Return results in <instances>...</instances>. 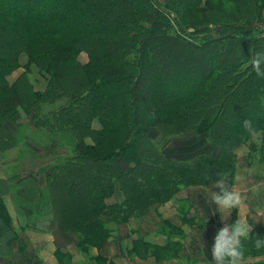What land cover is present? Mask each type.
Here are the masks:
<instances>
[{"label":"trees","instance_id":"obj_1","mask_svg":"<svg viewBox=\"0 0 264 264\" xmlns=\"http://www.w3.org/2000/svg\"><path fill=\"white\" fill-rule=\"evenodd\" d=\"M3 1L14 19L0 14L3 28L12 34L0 45V150L20 142L29 145L31 135L18 122L20 110L43 132L48 144L70 149L56 151L46 174V189L30 190L26 184L20 193L15 191L16 203L29 214L22 217L25 227L41 229L53 221L60 231L79 233L78 245L93 244L89 233L106 236L109 224L145 214L154 203L175 198L184 187L235 180L236 148L264 130V88L256 94L252 85L264 77L253 63L264 53V30L246 27L255 21L251 17L255 10L246 15L249 21H211L189 30L173 7L174 0L163 4L160 0H64L71 6L66 9L59 0ZM113 2L114 12L120 13L117 19L113 12L117 21L96 17L98 7L102 13ZM246 2L249 8L257 6L254 0ZM122 19L133 29L120 25ZM82 49L94 63L78 60ZM23 51L30 62L50 74L44 91L34 92L25 72L8 81ZM259 67L264 71V61ZM71 68L82 70L84 78L80 88L65 92L58 81ZM129 76V87H121ZM224 76L228 80L220 84ZM123 88L130 110L121 108ZM226 89L237 93L238 100L253 98L255 104L253 114L228 132L223 130L225 122H218L222 111L210 114V108H202ZM95 119L99 127L93 125ZM191 130L202 137L196 149L189 154L167 153L172 135ZM86 136L95 143H86ZM109 158L111 172L89 198V187L98 178L94 168ZM165 175L170 178H162ZM72 177L76 179L71 188L60 182ZM12 178L9 187L14 190ZM18 179L37 180L32 174ZM147 180L157 187L140 190L137 184ZM118 189L122 199L107 201ZM61 204L64 209L59 208ZM70 204L75 206L73 218L68 216ZM35 210L38 218L32 217Z\"/></svg>","mask_w":264,"mask_h":264},{"label":"rangeland","instance_id":"obj_2","mask_svg":"<svg viewBox=\"0 0 264 264\" xmlns=\"http://www.w3.org/2000/svg\"><path fill=\"white\" fill-rule=\"evenodd\" d=\"M56 1V0H55ZM101 1V0H100ZM163 4L166 0H160ZM257 2V6L250 7V4L246 2V0H174L173 7L180 13V17L182 18L184 24L189 30H194L198 26H203L206 23L205 22H215V21H223V20H237L240 22L249 21L247 19L246 15L251 14L250 11L255 10L256 14H252L251 17H254L253 20L250 21L251 24L246 23V27H251L252 29L264 30V0L260 2V0H254ZM21 3L29 2V4H32L33 0H20ZM64 5V0H59V5ZM70 5L65 4L66 7ZM107 7V8H106ZM106 7L104 8L103 12L99 10L98 7V13L97 18L103 17V18H111V19H118L120 16L119 12H114L116 5L115 3H107ZM7 8H10L7 3H5L3 0H0V14L3 18H6L8 20H13L14 18L8 14ZM19 9H22L19 7ZM57 11V9H56ZM3 12V13H2ZM114 12L115 16H112ZM49 13V12H48ZM57 14V13H56ZM55 15V14H54ZM137 15V14H136ZM107 16V17H105ZM135 16V15H134ZM257 16L260 18H257ZM2 18L0 17V32L2 33V36L0 37V45L7 43L11 38L12 34L10 33V29L8 27L3 28V22ZM19 21V20H18ZM18 21H15L18 22ZM255 23V24H254ZM128 27L129 30L133 29L132 26H130L129 23H127L126 19H122L120 25ZM254 26V28H253ZM86 47V46H85ZM78 60L86 64L87 62L94 63L95 59L92 58L91 54L87 52L86 49H82L77 54ZM26 73V76L30 80L32 90L34 92H41L44 91L48 86V80L50 77V74L45 70H40V68L35 64L34 62L29 61L28 54L26 52H22L18 59V66L11 71L8 76L15 74V78L17 79L20 76L23 75V73ZM74 76V77H73ZM132 76V75H131ZM129 76L126 77L122 83H120L121 87H129V81L128 79L131 78ZM67 79L69 83H66L64 79ZM84 75L82 70L71 68L69 70L64 71V76L60 82L58 81V86L60 89H63L65 92L71 91L72 89H78L80 88V79H83ZM228 76H224V78L220 81V84L223 83V80L227 79ZM9 80V78H8ZM228 80V79H227ZM10 82V81H9ZM84 83V82H83ZM44 85L43 89H39L40 86ZM252 85L256 86L255 93L258 94L260 92L261 88H264V77L258 78ZM235 92H230V89L223 90L217 97H213L211 100H209L204 106H207V108H210V114H219L220 111V121L219 123L225 122L224 125V131L228 132L229 127L233 126L237 121H244L245 118L249 117L251 113L254 111L252 110L253 105L255 106L253 98H249L246 100H238L236 98ZM28 94L27 92H24V98H27ZM94 98L93 95H90L88 99L92 100ZM119 101H121V108L123 111L130 110V106L127 103V94H125V88H123V93L119 97ZM214 106V107H213ZM86 114L88 113V109H85ZM253 114V113H252ZM18 122L22 123L24 125V131L28 135H31V139L29 142V145L24 144L23 142H20V146L23 150L31 149L35 150L37 155H40L41 157H45L44 155L45 151H52L54 155H56V151L58 154H61L65 151H70L68 147H53L51 144H48L46 142V137L43 134V132L37 131L35 126L33 125L32 121L30 120L29 116L26 115V113L23 110H20V118L18 119ZM245 122V121H244ZM95 125H99L97 122V119L94 120ZM247 124V123H246ZM100 126V125H99ZM171 124L168 126H165V128H170ZM232 127V128H233ZM1 131V128H0ZM264 132V130H258L252 134L250 139H248L245 143L240 144L239 146H242L246 143H250V151H248L246 154V162L251 163L253 160L249 158L252 156L253 150H255V147L251 146L252 138L254 134L257 132ZM172 137H175L173 145H177L180 147H184L185 145L187 148L196 149L198 145L202 142V137L200 135H197L195 131H181L178 134L172 135ZM171 137V139H172ZM2 140V139H1ZM84 141L89 144L95 143L94 139H92L90 136H86ZM264 141V140H263ZM262 141V142H263ZM171 142V141H170ZM17 144L16 146H18ZM184 144V145H183ZM190 145V146H189ZM264 145V144H262ZM1 151V150H0ZM47 156L48 153H47ZM236 157V161H237ZM110 160L105 161V163L102 166L95 167L94 170L96 171L98 178H94L95 182L94 184L89 187L86 186L88 182L86 181L85 186L89 187V198L93 193H96V191L99 188V183H104L105 177L108 172H111V164H112V158H109ZM236 163V162H235ZM264 161H258L255 163V165L250 166L251 164H248V171L251 172V174H260L257 176L253 175V180L255 184V188L253 189L256 194H260V197H264ZM156 174V172H152ZM158 175V174H156ZM81 178L80 175H76ZM150 177V173H149ZM74 177L67 179V178H61L60 182H66L67 186L69 188L72 187V183H74V180L76 179ZM162 178H170L168 175H165ZM74 179V180H73ZM152 180V179H151ZM151 180H147L146 182L142 183L140 186L137 184L140 188V190H145L149 187H157L156 184H153ZM235 180L231 183H227L229 187L232 190H235L236 185L234 184ZM215 182L212 183H206V184H197L193 185L195 188H197V192L194 190V193H197L198 200H196L193 204V202L190 201H183V202H176L177 199L170 198L167 201H164L162 203H154L145 214L136 216L132 218L129 221L126 222H119V223H112L109 224V232L106 236L103 237H94L91 233H89V237L91 238V242L93 244H90V242H82L81 245L79 244L80 240V234L76 233L74 231H65L74 233L76 240L75 244L78 248V251L84 260L82 261V264H115L112 261H108L106 258H104L100 253L99 250H101V247L107 244L110 241H113V243L120 244L122 241L125 245H128L126 248V251H121V254H124V256L130 261L132 264H146V261L151 262L152 264H199V259L206 260L204 261V264H215L214 260L211 258V252L208 251L202 243V239H206V235L202 234L201 230L203 228H207L210 232L211 239L210 244L213 243V235L216 233V231L225 223H230L234 221L236 218H238V213L241 210V213L244 217L247 218L248 222L252 223L254 225L253 232L264 234V211H261L259 214L251 211L250 209H245L240 207H236L230 210L228 215L224 217L219 211H217L216 206L213 204L211 200L212 191L215 189L216 185H214ZM213 185V186H209ZM200 186H209L208 188H202ZM235 186V188H234ZM238 186V184H237ZM245 190L246 193H249L248 185L246 184ZM117 191L121 192L123 196V192L118 189ZM116 191V192H117ZM236 191V190H235ZM115 192V193H116ZM241 194L242 191H240ZM196 195V194H195ZM200 195V197H199ZM112 197V196H111ZM110 198V197H109ZM195 199V198H194ZM108 200V199H107ZM198 201V203H197ZM165 204V205H163ZM209 206L210 208V214H211V220L210 217L205 215L206 208ZM74 204H70L69 208H71V212L68 214L70 218H73L74 215ZM164 207V208H162ZM60 209H64L62 207V204L59 206ZM177 209V210H176ZM192 214L199 215V218H188L187 215ZM195 219H198L195 221ZM135 220H138V222L134 223ZM189 225V226H187ZM184 229L187 230L188 235L185 234ZM206 231V229H204ZM151 232L154 233H161L166 236V245L164 247H158L159 245L147 242V240L144 239L147 234H150ZM203 235V236H202ZM191 238L189 241V245L195 248V244L198 242V249L197 251H189L188 253L185 251V244L187 242V239ZM254 238V237H253ZM120 242V243H119ZM81 246V247H80ZM95 248L98 252L96 254L90 253L91 249ZM166 248V249H165ZM91 254V255H90ZM104 258V259H102ZM198 259V260H197ZM264 259V251L256 250L254 247H251L250 244L246 247L245 256L243 259L242 264H263L260 260ZM60 264H73L70 257L64 254H62L59 257ZM154 261V262H153ZM258 261V262H257ZM36 262L37 258H36ZM79 264V263H78Z\"/></svg>","mask_w":264,"mask_h":264},{"label":"crops","instance_id":"obj_3","mask_svg":"<svg viewBox=\"0 0 264 264\" xmlns=\"http://www.w3.org/2000/svg\"><path fill=\"white\" fill-rule=\"evenodd\" d=\"M8 78L10 83L13 82L15 80V74L7 76V79ZM43 88L44 85L41 84L39 89ZM93 125L95 127H99L100 124L95 125L93 121ZM174 139L175 137H172L171 142L168 144L167 153L174 155L185 153L189 154L192 152L191 150L193 149L187 148L186 145L184 147L173 145ZM263 140L264 132L260 131L254 134L252 143L256 149L251 152L252 156L249 157L253 160L251 163H247L245 161V157L247 155L246 153L250 151L249 142L237 147L235 151L238 158L235 163L234 184L236 185V188L235 186L234 188L240 193L242 198L239 208L242 207L245 209L246 207V209H250L251 211H254L258 214L261 211H264V197H260V194H256V192L253 191L255 188L253 175L260 176V174H251V172L248 171V167L255 165V163H257L259 160L264 161V145H262L264 144ZM203 146L205 147V145ZM47 153L49 156H47ZM44 155L46 156L41 157L40 155L36 154L35 150L31 149L23 150L20 144L18 146H12L6 150L0 151V263L9 260L11 261L10 264H60L59 257L66 253L67 256L71 258L73 264H82V261L84 260V258L81 257L76 244L74 243L76 240L74 233L72 234L70 232L58 230L53 221L49 222L47 226H44L41 229L27 228L22 222L24 213L26 215L29 214L23 211L21 208L22 204L18 205L16 203L14 194L16 193L15 191L20 193V189L26 184L30 190H34L35 186L42 190L46 189V174L55 160L53 159L54 154L52 151H45ZM248 164L251 165L248 166ZM30 174L34 175L37 180L32 182L20 180L21 182H19L18 178L22 179ZM11 176L13 177L11 180L12 183L16 184L14 190L9 187V178ZM246 184L249 188V195L248 193L245 194L246 190L244 186H246ZM200 187L208 188L207 186ZM194 190L197 192V188H195V186H189L180 189L175 198L177 199L176 202L191 200L193 204H195L194 202L198 200V196L196 192L194 193ZM240 191H242L243 194H241ZM122 197L123 196L121 192L117 191L112 197L108 198L107 201L112 202L115 200H120ZM23 208L27 209L25 205H23ZM36 213V210L33 211L32 217H36ZM205 215L210 217L209 219L211 220L209 206L206 208ZM187 217L200 219L199 215L194 216L193 214L192 216L188 214ZM238 217H244L241 213V210L238 213ZM196 220L198 219H195V221ZM136 222H138V220L134 221V223ZM204 229H206V231H204ZM182 230H184L185 234L188 235V232L186 229H184V227ZM201 232L207 237L206 239H202L201 245L211 252V235L208 227L203 228ZM214 236L215 234L212 236L213 240ZM144 239L147 240V242L157 245L166 244V236L161 233L156 234L151 232L150 234H147ZM190 239L191 238L188 237L185 244V251L187 253L189 251H197L199 246L197 242V244H195L196 250H194V248L188 249V246L194 247L189 245ZM120 242V244L113 243V241L108 242L101 247L99 253L108 261H112L115 264H132L124 256V254H121V251H126L128 245H125L122 241ZM95 252H98L95 248L91 249L90 251V253L93 254H96ZM36 258L38 263L36 262ZM204 261L206 260H198V262H200L199 264H204ZM260 261L264 264V259ZM146 264L152 263L146 261Z\"/></svg>","mask_w":264,"mask_h":264},{"label":"clouds","instance_id":"obj_4","mask_svg":"<svg viewBox=\"0 0 264 264\" xmlns=\"http://www.w3.org/2000/svg\"><path fill=\"white\" fill-rule=\"evenodd\" d=\"M264 61V53L253 61L256 71L264 75L259 67ZM212 191L211 200L224 217L231 209L238 207L242 198L239 192L232 190L227 181L218 179ZM254 225L246 217H238L230 223L223 224L215 233L211 244V258L215 264H242L246 247L250 244L256 250L264 251V234L254 233ZM254 237V238H253Z\"/></svg>","mask_w":264,"mask_h":264},{"label":"bare ground","instance_id":"obj_5","mask_svg":"<svg viewBox=\"0 0 264 264\" xmlns=\"http://www.w3.org/2000/svg\"><path fill=\"white\" fill-rule=\"evenodd\" d=\"M203 236V235H202Z\"/></svg>","mask_w":264,"mask_h":264}]
</instances>
